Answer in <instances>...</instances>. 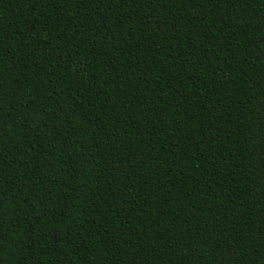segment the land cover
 <instances>
[{
  "label": "trees",
  "instance_id": "obj_1",
  "mask_svg": "<svg viewBox=\"0 0 264 264\" xmlns=\"http://www.w3.org/2000/svg\"><path fill=\"white\" fill-rule=\"evenodd\" d=\"M0 264H264V0H0Z\"/></svg>",
  "mask_w": 264,
  "mask_h": 264
}]
</instances>
